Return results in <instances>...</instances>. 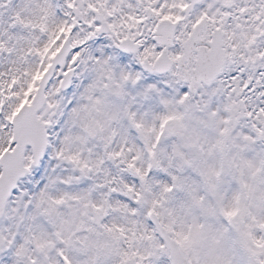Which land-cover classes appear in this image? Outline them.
<instances>
[{
    "label": "snow or ice",
    "instance_id": "snow-or-ice-1",
    "mask_svg": "<svg viewBox=\"0 0 264 264\" xmlns=\"http://www.w3.org/2000/svg\"><path fill=\"white\" fill-rule=\"evenodd\" d=\"M0 264H264V0H0Z\"/></svg>",
    "mask_w": 264,
    "mask_h": 264
}]
</instances>
